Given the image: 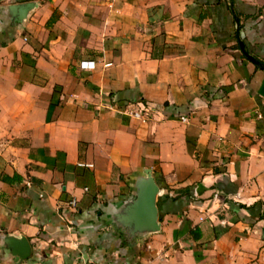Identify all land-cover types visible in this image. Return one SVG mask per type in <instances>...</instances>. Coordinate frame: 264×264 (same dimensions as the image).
Listing matches in <instances>:
<instances>
[{
  "label": "crops",
  "instance_id": "1",
  "mask_svg": "<svg viewBox=\"0 0 264 264\" xmlns=\"http://www.w3.org/2000/svg\"><path fill=\"white\" fill-rule=\"evenodd\" d=\"M240 40L264 64V0H0V264H264ZM149 174L160 229L125 219Z\"/></svg>",
  "mask_w": 264,
  "mask_h": 264
},
{
  "label": "water",
  "instance_id": "2",
  "mask_svg": "<svg viewBox=\"0 0 264 264\" xmlns=\"http://www.w3.org/2000/svg\"><path fill=\"white\" fill-rule=\"evenodd\" d=\"M33 2H26L13 5L12 9L15 11L17 20L21 21L26 18L28 12L34 7ZM240 47L243 53L253 62L263 66L254 55L250 54L246 49L243 41L240 40ZM160 188L156 183L152 174H149L141 184L139 193L135 201L129 206L128 213L125 219L133 222L137 227L147 229H160L157 207V194ZM13 247L20 255L30 254V244L25 237L13 241Z\"/></svg>",
  "mask_w": 264,
  "mask_h": 264
},
{
  "label": "trees",
  "instance_id": "3",
  "mask_svg": "<svg viewBox=\"0 0 264 264\" xmlns=\"http://www.w3.org/2000/svg\"><path fill=\"white\" fill-rule=\"evenodd\" d=\"M4 178L6 180H9V181H14L13 178H10L8 176H4ZM16 178H19L18 175H16ZM190 232H191V235H193L194 238H199L200 237L198 229H192Z\"/></svg>",
  "mask_w": 264,
  "mask_h": 264
},
{
  "label": "built area",
  "instance_id": "4",
  "mask_svg": "<svg viewBox=\"0 0 264 264\" xmlns=\"http://www.w3.org/2000/svg\"><path fill=\"white\" fill-rule=\"evenodd\" d=\"M91 63H89V65H90ZM83 65H86V63H83ZM88 66V65H87ZM134 115L136 116V117H139V118H144V116H142L141 115V113L140 112H138V111H135L134 112ZM72 204H75V201H72L71 202ZM89 264H97V263H95V262H91V263H89Z\"/></svg>",
  "mask_w": 264,
  "mask_h": 264
}]
</instances>
